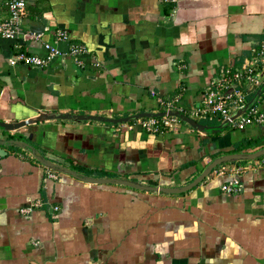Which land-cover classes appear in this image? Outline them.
Segmentation results:
<instances>
[{
    "label": "crops",
    "instance_id": "crops-1",
    "mask_svg": "<svg viewBox=\"0 0 264 264\" xmlns=\"http://www.w3.org/2000/svg\"><path fill=\"white\" fill-rule=\"evenodd\" d=\"M7 17L0 0V22ZM58 31L87 50L81 66L68 57L45 70L8 64L18 51L45 54L31 34L53 44ZM260 44L264 0H29L17 42L0 39V123L31 122L0 128V264H264V155L221 164L193 189L164 196L58 170L53 181L35 159L76 165L89 178L179 188L240 143L260 141L241 154L263 149L264 128L238 131L221 117L202 131L181 123L163 134L87 118L158 114V100L173 97L198 106L218 72ZM245 94L264 106V69ZM15 134L27 147L10 144ZM235 181L240 192L222 190Z\"/></svg>",
    "mask_w": 264,
    "mask_h": 264
},
{
    "label": "built area",
    "instance_id": "built-area-1",
    "mask_svg": "<svg viewBox=\"0 0 264 264\" xmlns=\"http://www.w3.org/2000/svg\"><path fill=\"white\" fill-rule=\"evenodd\" d=\"M28 1L2 0L8 17L0 22V39L17 42L21 35L22 23L27 16ZM30 36L32 40L41 43L45 54H24L18 51L8 59V64L11 67L22 65L45 70L55 60L67 57L71 58L77 66L82 65L81 57L87 50L83 45L69 44L70 41L66 32L58 31L53 44L42 42L41 34H31ZM60 43L66 44V50L58 47ZM15 47L19 49L18 45ZM263 61L264 44H260L251 50L250 57L238 69L227 67L219 71L217 77L206 87L198 106L186 109L179 103V97L160 99L158 106L164 115L139 118L136 119V124L150 134L174 133L183 122L178 117L181 115L197 122L221 117L231 128L238 131H244L248 127L264 128V106L248 104L245 94L246 86L256 88L260 85V74L261 70L264 69ZM169 113L177 115L170 116ZM234 116L236 118L232 120ZM47 178L57 181L59 174L48 169ZM222 190L229 194L238 193L241 190V185L235 181L232 185H223ZM34 207L35 205H30L21 209L20 213L23 215L30 214Z\"/></svg>",
    "mask_w": 264,
    "mask_h": 264
},
{
    "label": "water",
    "instance_id": "water-1",
    "mask_svg": "<svg viewBox=\"0 0 264 264\" xmlns=\"http://www.w3.org/2000/svg\"><path fill=\"white\" fill-rule=\"evenodd\" d=\"M162 115H164V114L163 113L139 114V115H136L133 117H129V118H125V119H119V120L105 119L102 117H96V118L87 117V118L88 119H97V120H100L103 122H108V123H119V122L130 121L132 119L136 120L139 118L160 117ZM169 115L172 116V115H177V114L169 113ZM178 117L180 119H182L183 122H185L186 124L190 125L192 128H195L199 131L207 129L206 126L201 125L194 120L184 118L181 115H178ZM55 118H57V119H68V118H70V116L69 115H59ZM76 118H81V117L78 116ZM235 118H236V116L232 117V120ZM29 124H31L30 121L19 122V123H0V128L3 129L5 132H11V131L18 130V129L26 126V125H29ZM10 144H12L18 148H21L23 146L27 147L26 144L24 145V144L17 142V141H10ZM0 145H2L1 142H0ZM5 155H6V153L2 149H0V157H3ZM263 155H264V148L259 150V151L254 152V153H250V154L238 153V154H230V155L220 157L218 159L213 160L205 168V170L198 177H196L192 182H190L189 184H187L183 187H179V188H166V187L141 185L139 183H135V182H132L129 180H121V179H98V178L81 177V176L77 175L75 172H73L69 169L63 168V167H58L57 165L52 164L51 162L45 160L42 157H35V159L48 169L58 170V171H61L63 173L69 174L72 177H74V178H76V179H78L84 183H87V184L120 185V186L129 187V188H132L134 190L142 191V192L162 193V194H166V195H179V194L185 193V192L193 189L196 185H198L200 182H202L212 172L213 169H215L217 166H219L221 164H225L228 162H237V161H254L255 159H257Z\"/></svg>",
    "mask_w": 264,
    "mask_h": 264
},
{
    "label": "trees",
    "instance_id": "trees-1",
    "mask_svg": "<svg viewBox=\"0 0 264 264\" xmlns=\"http://www.w3.org/2000/svg\"><path fill=\"white\" fill-rule=\"evenodd\" d=\"M241 66V64H239V66H237V67H234L233 69H238L239 67ZM248 104H253V102L252 103H248ZM162 111H161V108H160V111L158 112V114L159 113H161ZM217 118V117H216ZM182 120V119H181ZM223 120V119H222ZM136 121L137 120H131L130 122H129V124H134V123H136ZM208 120H203V121H198V123L199 124H201V125H212V124H214V123H212V122H207ZM202 122H204V123H202ZM206 122H207V124H206ZM217 123L219 122V123H223V125L224 126H229L224 120L223 121H220V120H217L216 121ZM182 124H185V123H183V122H181ZM216 124V123H215ZM264 137V136H263ZM7 140H9V141H23V139L19 136V135H12V136H7ZM258 140H256V141H252V142H243V143H240V144H238V145H236L234 148H233V150L231 151V152H229V153H227V155L228 154H238V153H240L243 149H245L246 147H248V148H251V147H253V146H259L260 145V141L259 142H257ZM27 143H29L28 141H26ZM14 149H16V148H14ZM223 154L222 153H219L218 155H216V156H214L213 157V159L212 160H214V159H216V158H218V157H221ZM240 163H245V164H247V163H249L248 161H239V162H236V164H240ZM190 164H193V162H191V163H188V164H186L185 166H189ZM68 168L70 169V170H72L73 172H75V173H77V174H81V175H84V176H88V177H90L91 176V173L90 172H88L87 170H85V169H83V168H81V167H78V166H76V165H73V164H69V166H68ZM55 172V171H54ZM212 172H213V170H212ZM211 172V173H212ZM96 175H97V177H99V178H105V177H107V176H109L110 177V175H107V174H104V173H96ZM113 178V177H112ZM193 180V179H192Z\"/></svg>",
    "mask_w": 264,
    "mask_h": 264
},
{
    "label": "rangeland",
    "instance_id": "rangeland-1",
    "mask_svg": "<svg viewBox=\"0 0 264 264\" xmlns=\"http://www.w3.org/2000/svg\"><path fill=\"white\" fill-rule=\"evenodd\" d=\"M202 123H204V122H202ZM205 124V123H204ZM206 124H207V122H206ZM118 186H120V185H118ZM149 186H156V185H149ZM122 188L121 189H123V191H133L134 193H138V194H141L142 193V191H137V190H132V188H129V187H125V186H121ZM158 187H166V186H158ZM148 194H150V195H160V196H164V195H166V194H162V193H152V192H149Z\"/></svg>",
    "mask_w": 264,
    "mask_h": 264
}]
</instances>
